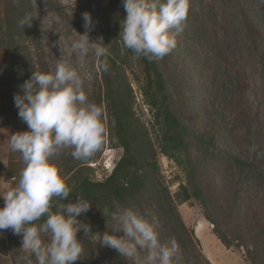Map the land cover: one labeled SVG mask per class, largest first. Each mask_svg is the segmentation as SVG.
I'll use <instances>...</instances> for the list:
<instances>
[{
  "label": "rangeland",
  "instance_id": "obj_1",
  "mask_svg": "<svg viewBox=\"0 0 264 264\" xmlns=\"http://www.w3.org/2000/svg\"><path fill=\"white\" fill-rule=\"evenodd\" d=\"M9 1L12 0H0V10ZM27 1L37 31L41 72L53 71L63 59L77 67L84 64L86 70L92 71V79L86 83L89 100L100 105L98 96L103 86L101 73L93 70L95 59L91 55L81 58L70 50L76 32L85 31L82 14L89 13L85 0ZM109 3L98 0L100 26L93 21L94 27L88 33L91 41L102 38L107 46L117 22ZM176 41V47L156 62L174 113L198 136L186 137V152L205 208L193 198L176 202L201 255L195 264H264V4L259 0H189L184 30ZM131 65L132 70L126 66L123 70L131 85L135 115L147 128L157 151L159 175L174 193L180 182L186 183L185 173L158 152L148 123L150 112L137 88L143 78L141 69L137 62ZM103 120V148L88 163L93 180L107 176L121 155V149L110 141L105 111ZM11 134L10 125L0 127V192L14 186L24 166L20 154L9 148ZM71 151L66 149L53 158L58 168L78 162ZM8 166L17 173L16 179L9 177ZM118 208H133L155 222L162 242L173 239L168 220L159 218L153 203L142 201L139 206ZM112 223L110 217L84 222L90 233L86 235L82 229L77 232L83 253L74 264H142L145 252L138 258L126 259L115 249L95 244L97 233L111 232L108 227ZM215 230L231 241L228 248ZM9 236L11 240L7 230L0 232V264H27L21 260L27 255L21 247L22 237L12 232ZM179 249L174 264H192ZM29 259L35 264L34 256Z\"/></svg>",
  "mask_w": 264,
  "mask_h": 264
},
{
  "label": "clouds",
  "instance_id": "obj_2",
  "mask_svg": "<svg viewBox=\"0 0 264 264\" xmlns=\"http://www.w3.org/2000/svg\"><path fill=\"white\" fill-rule=\"evenodd\" d=\"M75 2V0H74ZM264 4V0H259ZM126 15L120 21L123 45L134 59L160 60L177 44L176 36L184 30L189 0H122ZM83 33L70 42V50L81 58L95 59L93 70L107 73L109 49L102 38L89 39L94 27L87 11L82 14ZM32 17L18 21L23 29L31 26ZM92 71L84 64L74 66L69 59L59 61L53 71H33L13 96L18 117L27 130L9 137V148L19 153L23 168L14 186L0 192V232L10 229L21 236V247L27 254L21 260L32 264H74L83 253L77 239L81 229L87 235L88 225L77 218L87 213L91 201L77 194L75 202L64 203L72 193L53 158L66 149L78 161H87L104 145L106 129L104 108L89 100L86 83ZM254 151V148L252 149ZM56 211H53V204ZM102 215L113 221L111 232L97 233L95 244L118 251L126 259L146 256L142 264H174L180 251L175 239L162 242L155 222L133 208H102ZM43 218V222L37 224ZM123 232V235L117 233ZM47 237V240L45 239Z\"/></svg>",
  "mask_w": 264,
  "mask_h": 264
},
{
  "label": "trees",
  "instance_id": "obj_3",
  "mask_svg": "<svg viewBox=\"0 0 264 264\" xmlns=\"http://www.w3.org/2000/svg\"><path fill=\"white\" fill-rule=\"evenodd\" d=\"M93 21L100 26L102 19L96 8L98 0H85ZM114 18L112 42L107 60L110 68L101 73L103 90L99 93V104L107 116V129L114 147L121 149V155L115 162L111 172L102 180L91 178L92 166L87 161H78L73 166L59 167L60 174L72 189L64 203L75 202L77 194L91 201L90 210L77 219L84 222H98L102 217V208L115 211L119 206L131 207L141 205L142 201L154 204L156 214L167 219L172 238L181 248L184 258L195 264L201 256L197 249L196 239L185 226L176 207V202L195 199L205 208V199L194 179V169L187 155L186 137L193 134L178 119L172 109L167 94L165 81L156 60L146 58L134 59L131 50L123 45L120 21L126 15L122 0H109ZM25 15L31 16V6L27 0H12L0 10V127L10 125L12 133L27 130V125L18 117V109L14 106L13 96L22 94L20 85L30 78L33 71H40L41 53L35 26L21 29L18 21ZM30 43V44H29ZM105 44V43H104ZM137 62L141 69L142 80L137 88L143 103L150 115L148 123L153 130L158 152L172 160L185 173L186 183L180 182L178 190L170 193L168 186L162 181L156 162L157 151L150 142L147 128L135 115L132 103L130 82L124 76L123 66L133 69L131 63ZM240 165H247L235 159ZM8 175L16 179L15 173L8 166ZM4 202L0 197V207ZM53 211L56 205L53 204ZM43 218L36 223H42ZM8 240L11 230L8 229ZM217 237L225 247L231 241L215 230ZM84 264H89L84 262Z\"/></svg>",
  "mask_w": 264,
  "mask_h": 264
}]
</instances>
